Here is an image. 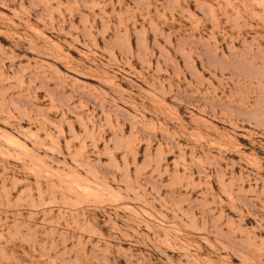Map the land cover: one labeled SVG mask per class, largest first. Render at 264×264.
<instances>
[{
    "label": "rangeland",
    "instance_id": "rangeland-1",
    "mask_svg": "<svg viewBox=\"0 0 264 264\" xmlns=\"http://www.w3.org/2000/svg\"><path fill=\"white\" fill-rule=\"evenodd\" d=\"M0 264H264V0H0Z\"/></svg>",
    "mask_w": 264,
    "mask_h": 264
}]
</instances>
